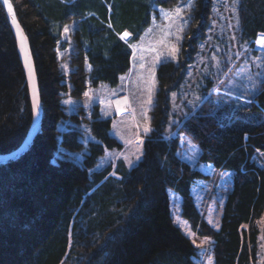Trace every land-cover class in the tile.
I'll use <instances>...</instances> for the list:
<instances>
[{"label": "trees", "instance_id": "16d2710c", "mask_svg": "<svg viewBox=\"0 0 264 264\" xmlns=\"http://www.w3.org/2000/svg\"><path fill=\"white\" fill-rule=\"evenodd\" d=\"M10 1L43 118L31 146L0 162V264H200L204 241L207 264H264V0H194L178 60L157 69L142 158L99 170L122 147L112 119L64 99L116 86L131 66L124 30L138 40L155 4L179 0ZM32 119L0 1V154L22 145Z\"/></svg>", "mask_w": 264, "mask_h": 264}, {"label": "rangeland", "instance_id": "374dc122", "mask_svg": "<svg viewBox=\"0 0 264 264\" xmlns=\"http://www.w3.org/2000/svg\"><path fill=\"white\" fill-rule=\"evenodd\" d=\"M193 5L194 0H179L173 6L155 4L150 25L138 40L131 41V36L127 41L132 50L131 66L120 76L119 83L113 86L102 82L97 87H89L82 97H65L68 110H76L81 106L91 116L97 105L101 117L112 119L111 134L120 141L122 147L106 151L95 170L111 164L114 168L120 161L130 168L142 158L143 142L151 130V110L159 89L158 66L166 60H178ZM178 8L182 10L179 13L176 11ZM74 25L73 22L67 29L70 30ZM255 43L258 46L257 41ZM112 175L118 176L115 171ZM216 179L204 199L203 211L213 193ZM197 239L201 238L197 236ZM204 242L205 251L200 264L209 263L210 258L209 244Z\"/></svg>", "mask_w": 264, "mask_h": 264}, {"label": "water", "instance_id": "95a60500", "mask_svg": "<svg viewBox=\"0 0 264 264\" xmlns=\"http://www.w3.org/2000/svg\"><path fill=\"white\" fill-rule=\"evenodd\" d=\"M0 1L7 13L9 22L17 39L18 49L27 75L33 105L32 123L27 137L22 143V145L18 149L10 153L0 154V162H8L20 157L33 143L42 124L43 108L40 96L39 79L36 71L34 55L32 52L29 37L26 34L22 23L18 19L11 1L7 0V3H5L4 0ZM8 5H11V10L9 9ZM125 33H127V35H125ZM131 36L132 33L129 30H124L122 34L123 40L127 42L131 38Z\"/></svg>", "mask_w": 264, "mask_h": 264}, {"label": "bare ground", "instance_id": "6f19581e", "mask_svg": "<svg viewBox=\"0 0 264 264\" xmlns=\"http://www.w3.org/2000/svg\"><path fill=\"white\" fill-rule=\"evenodd\" d=\"M256 41H257L258 46H260V48H264V34H260ZM21 48H22V46H21Z\"/></svg>", "mask_w": 264, "mask_h": 264}, {"label": "snow or ice", "instance_id": "6c2138e0", "mask_svg": "<svg viewBox=\"0 0 264 264\" xmlns=\"http://www.w3.org/2000/svg\"><path fill=\"white\" fill-rule=\"evenodd\" d=\"M4 2L7 3V0H4ZM190 6H191V5H190ZM8 7H9V9L11 10V5H8ZM176 11H177V13H179V12L182 11V10L178 8ZM125 35H127V33H125ZM137 159H139V157H137Z\"/></svg>", "mask_w": 264, "mask_h": 264}]
</instances>
